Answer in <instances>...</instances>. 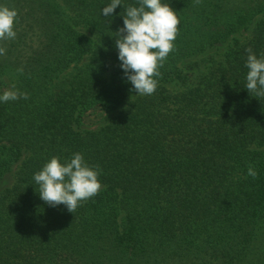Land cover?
I'll return each mask as SVG.
<instances>
[{"label":"trees","instance_id":"trees-1","mask_svg":"<svg viewBox=\"0 0 264 264\" xmlns=\"http://www.w3.org/2000/svg\"><path fill=\"white\" fill-rule=\"evenodd\" d=\"M110 2L0 0L18 13L0 94L28 97L0 103V191L15 170L0 264H264V97L244 88L245 49L264 53V0H163L179 30L146 96L115 48L117 13L137 0L100 16ZM74 152L102 188L70 213L40 199L33 174Z\"/></svg>","mask_w":264,"mask_h":264},{"label":"clouds","instance_id":"clouds-1","mask_svg":"<svg viewBox=\"0 0 264 264\" xmlns=\"http://www.w3.org/2000/svg\"><path fill=\"white\" fill-rule=\"evenodd\" d=\"M122 5V0H111L100 11V16L110 18ZM18 13L13 8L0 6V41L14 40L15 20ZM123 26L118 28L115 39L117 60L130 91L136 96L152 95L158 86L159 68L163 67L169 53L175 49L180 21L176 12L163 0H137L123 9ZM6 51L0 47V55ZM245 89L256 97H264V53L257 54L251 47L245 49ZM27 99V93L19 92L13 85L0 94V103ZM99 166L90 165L80 152L61 161L51 157L42 168L33 174V181L39 187V197L50 207L64 205L73 213L81 201L95 196L102 188L99 180ZM257 175L253 166L247 169V176Z\"/></svg>","mask_w":264,"mask_h":264},{"label":"rangeland","instance_id":"rangeland-1","mask_svg":"<svg viewBox=\"0 0 264 264\" xmlns=\"http://www.w3.org/2000/svg\"><path fill=\"white\" fill-rule=\"evenodd\" d=\"M262 19H264L263 16H262V14H259L256 18H254L253 25L256 24L257 22L261 21ZM253 25H252V27H253ZM241 40L244 41L246 39L245 38H242ZM222 52L223 51H218L215 54V57L218 58L217 56H219L220 53H222ZM94 127H91V128H94ZM84 128L88 129V126H84ZM13 169H15V166L13 167ZM14 171L15 170H13L11 173L7 174L6 177L4 178V181H3L2 188H1V191L0 192H2L6 188H10L11 187V185L13 184V173H14Z\"/></svg>","mask_w":264,"mask_h":264}]
</instances>
